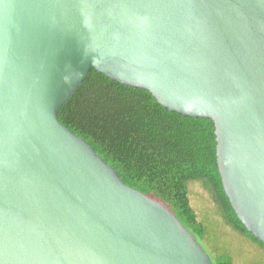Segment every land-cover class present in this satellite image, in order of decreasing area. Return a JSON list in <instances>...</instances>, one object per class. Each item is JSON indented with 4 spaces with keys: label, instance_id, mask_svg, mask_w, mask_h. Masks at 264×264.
Instances as JSON below:
<instances>
[{
    "label": "water",
    "instance_id": "95a60500",
    "mask_svg": "<svg viewBox=\"0 0 264 264\" xmlns=\"http://www.w3.org/2000/svg\"><path fill=\"white\" fill-rule=\"evenodd\" d=\"M91 68L213 122L224 194L264 245V0H0V264H213L58 121Z\"/></svg>",
    "mask_w": 264,
    "mask_h": 264
},
{
    "label": "trees",
    "instance_id": "16d2710c",
    "mask_svg": "<svg viewBox=\"0 0 264 264\" xmlns=\"http://www.w3.org/2000/svg\"><path fill=\"white\" fill-rule=\"evenodd\" d=\"M57 117L125 185L166 206L200 245L207 229L190 204V183L200 184L210 195L226 226L264 251V245L240 223L224 194L212 121L170 113L149 92L122 86L93 68ZM210 259L213 264H234L223 253Z\"/></svg>",
    "mask_w": 264,
    "mask_h": 264
},
{
    "label": "rangeland",
    "instance_id": "374dc122",
    "mask_svg": "<svg viewBox=\"0 0 264 264\" xmlns=\"http://www.w3.org/2000/svg\"><path fill=\"white\" fill-rule=\"evenodd\" d=\"M190 204L207 229L201 246L213 257L223 253L234 264H264V251L254 242L234 232L220 218L210 195L198 183L189 184Z\"/></svg>",
    "mask_w": 264,
    "mask_h": 264
}]
</instances>
